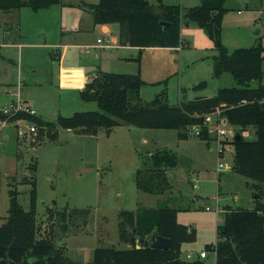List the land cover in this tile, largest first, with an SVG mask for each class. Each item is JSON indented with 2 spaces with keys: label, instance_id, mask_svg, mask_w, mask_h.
I'll list each match as a JSON object with an SVG mask.
<instances>
[{
  "label": "rangeland",
  "instance_id": "374dc122",
  "mask_svg": "<svg viewBox=\"0 0 264 264\" xmlns=\"http://www.w3.org/2000/svg\"><path fill=\"white\" fill-rule=\"evenodd\" d=\"M162 1L182 6L199 2ZM81 3L82 0H60L48 10L21 8L18 15L21 36L16 40L12 34L5 35L6 44L0 47V104L14 98L22 85L20 97L27 99L25 103L34 109V115L46 121L55 122L59 115L69 116L75 111L97 109L94 100L80 98L77 88L69 85L76 69H59L58 60L50 57L48 47L31 45L43 42L44 36H48L46 42L52 41L60 29L62 32L73 27L91 29V12L72 8ZM223 4L227 9L221 21L220 41L227 50L258 43L264 47V0H224ZM5 13L0 11V41ZM65 22L71 23L70 27ZM189 26H182L181 39L188 45L180 50L144 47L138 54L133 53L139 56L135 61L144 81L139 91L142 100L148 101L165 90L168 103L175 105L180 100L213 96L220 87L237 85L227 71L217 76L213 74L216 50L203 28ZM83 36L94 39L96 35ZM74 51L78 54L77 48ZM93 51L79 53V62L88 64L86 58H90ZM123 51L128 54L127 50ZM107 62L115 68L112 70L134 65L126 60L112 61V57ZM262 69L264 72V60ZM201 81L205 84L194 89ZM7 91L13 95H8ZM31 124L35 125V132L20 136L14 124L0 127V223L7 214L9 189L17 193L25 209L29 207V181L33 179L37 220L45 222L50 210L54 213L66 210L65 231L61 228L62 220L55 214L52 221L56 227L52 231L63 247V254L73 264H91L97 246L122 248L129 245L132 227L127 225L123 230L118 224V212L122 209L164 204L176 208L177 222L194 229V240L185 245L198 251L216 238V226L223 218V213L216 211L217 207H253L255 192L251 181L233 170V147L228 143H224L219 155L220 145L216 140H203L190 134L178 138L174 128L124 123L109 130L97 127L92 133L62 126L39 133L36 124L27 119L20 126ZM235 130L246 139L255 138L252 125L243 129L235 126ZM158 148L175 152L177 164L166 169L170 189L162 194H150L137 188L135 171L146 156ZM219 161L224 164L220 173L216 170ZM194 176L196 180L192 179ZM261 191L257 193L264 201ZM206 205L210 208L205 209ZM74 208L75 213L71 212ZM206 253L207 264H214V252Z\"/></svg>",
  "mask_w": 264,
  "mask_h": 264
},
{
  "label": "trees",
  "instance_id": "16d2710c",
  "mask_svg": "<svg viewBox=\"0 0 264 264\" xmlns=\"http://www.w3.org/2000/svg\"><path fill=\"white\" fill-rule=\"evenodd\" d=\"M59 2L0 0V11L7 13L22 6L37 10ZM223 3L224 0H199L195 5L182 6L162 0H155L154 3L150 0H97L95 3H83V6L90 10L95 24H118L120 43L136 46L139 51L144 47L178 46L182 23L203 28L216 50L213 74L217 76L227 71L237 85L220 87L213 96L180 100L171 105L165 90L148 101L141 99L139 91L144 81L139 71L98 70L78 88L80 98L96 102V110L59 115L55 122L27 113L10 119L22 116L35 123L39 133L56 126L92 133L97 127L109 130L125 123L138 127L174 128L178 138H186L190 125L202 124L203 115L219 107L229 123L240 129L250 125L254 127V139L241 135L239 139L223 140L222 143L233 147V170L250 179L254 191L261 189L260 193L264 192V47L258 43L237 47L230 52L227 50L220 41L221 21L227 9ZM134 59L138 61L139 56ZM204 84L201 81L193 88ZM199 138L209 139L204 129ZM176 164L175 152L166 148L154 150L135 171L137 188L150 194H162L169 190L171 184L166 169ZM29 182L27 209L18 201L17 193L8 190L7 214L0 223V264H73L63 254V247L52 231L56 227L52 221L54 214L62 220L61 228L65 231L66 210L55 213L50 210L45 222L37 220L34 210L35 182L33 179ZM260 197L261 194L253 199L252 208L236 206L224 210L222 221L217 225L215 241L204 245L205 251L215 253L214 264H264V201ZM176 211L167 204L120 210L118 224L122 225L121 229L130 225L140 236L155 232L170 239L169 247L97 246L93 250L91 264H207L203 258L181 257L180 245L194 240V231H187L185 225L177 222ZM71 212L75 213L77 209H71Z\"/></svg>",
  "mask_w": 264,
  "mask_h": 264
},
{
  "label": "crops",
  "instance_id": "0c3cea01",
  "mask_svg": "<svg viewBox=\"0 0 264 264\" xmlns=\"http://www.w3.org/2000/svg\"><path fill=\"white\" fill-rule=\"evenodd\" d=\"M96 1L97 0H88V1L82 0L81 4L74 6L72 8L76 7L80 11H84V9H85V10H88L90 12V10L86 6H83V3H95ZM195 4H197V2H193L192 4H189L187 6L195 5ZM22 7H27V6H22ZM22 7L18 8V9H13V10L5 13V15L3 17L4 32L2 33V37H1V41H0V47L3 44H6L5 43L6 41L4 40L6 37L5 35L9 36L10 34H12L13 38L16 40L21 36V34L19 32L20 23L18 21V15L20 14ZM49 8H50V6L47 8H40L37 10H41V9H47L48 10ZM91 16H92V13H91ZM92 22H93V16H92ZM62 23H63V21H62ZM65 23H66L65 24L66 26L70 27L71 23L70 24L67 22H65ZM184 25L187 27H191L189 25H193V24H186V23L181 24V26H180V38H181L182 26H184ZM118 29H119L118 25L116 27H113L112 24H95L93 22L91 29L90 28H78L77 29V27H73V28H70V31H68V32H62V29H60L59 33L56 32V34H58V36L57 37L54 36L52 41L46 42L45 37L48 38V36H44L43 42L37 41L36 43H33L31 45L34 47L36 45L48 47V53H49L50 57L58 60L57 63H58L59 69H60V67H64L67 69H76L75 76L72 77V79L68 83L70 86H74L75 88H77V92H78V88L80 86H82L89 79L90 76L95 75L98 70H100V71H113V72H128L129 71V73L139 71V65L136 63V61L134 59L138 54L139 48L136 46H130L128 44H121L119 41ZM96 32L99 34H96ZM86 33L87 34L95 33L96 36L94 39H92L91 37L83 36ZM99 37L104 39L105 45L104 44L103 45L97 44L96 39ZM11 43H15V42H11ZM25 44H27V43H25ZM183 45H188V44H187L186 40L181 39L180 44L176 47H148V48L157 49V50L166 49V48L171 49L172 48V49L180 50L183 47ZM84 47H87V51H85L83 49ZM76 48L78 49V51H77L78 54L79 53L80 54L90 53L92 50H94L91 53L92 56L90 58H86V61H88V64H85V63L83 64V63L79 62V55L78 54L75 55V51H74V49H76ZM123 50H127L128 54H126L127 52H125ZM136 52H137V54L133 55V53H136ZM74 55H75V57H74ZM109 57H112V61H119L120 62V61L126 60V61L134 62V65L128 66V68L124 69V70H112L115 68H112L110 65H108L109 62H107V60L109 59ZM75 58H78V59H75ZM65 61L68 63L63 64ZM118 69H123V68H118ZM18 80H20V79H18ZM21 88H22V85L19 89H17V92H19V94H20V90H22ZM16 93H15V95H16ZM7 94L11 96V95H13V92L7 91ZM11 99H13V98L10 97V99L7 102H9ZM23 99H24L23 100L24 102L27 101L26 98H23ZM0 105H2V104H0ZM5 137H7V135H5ZM253 205H254V201H253ZM227 207H231V206H226V207H223L221 209L217 207L216 211L223 213ZM181 224H183V223H181ZM183 225H185V224H183ZM185 226L187 227V231H190V230L194 231L193 228H190L187 225H185ZM216 232H217V226H216ZM188 243H191V241H188V242L185 241V242L181 243V245H180L181 255L184 256L185 254L191 252L193 257L196 258L197 253L203 249L196 251L191 245H185ZM209 251H211V250H209ZM206 256H207V253L203 257V259ZM214 261H215V255H214Z\"/></svg>",
  "mask_w": 264,
  "mask_h": 264
},
{
  "label": "built area",
  "instance_id": "2783aa9c",
  "mask_svg": "<svg viewBox=\"0 0 264 264\" xmlns=\"http://www.w3.org/2000/svg\"><path fill=\"white\" fill-rule=\"evenodd\" d=\"M97 44L105 45L104 39L97 38ZM87 51V47L83 48ZM21 84V83H20ZM20 113L27 114H35L34 109L29 107L20 97L19 92L16 93L15 97L11 99L9 102L0 105V127H3L7 124H14L17 130V134L23 135L24 133H33L36 128L34 124L27 125L25 127L20 126V123L24 121V117L18 116L16 119H10L14 115H19ZM205 130L206 135L209 139H214L219 142L220 148L218 150V154L222 155V151L224 149L223 140L233 139L237 131L235 130V125L228 122L226 117L222 113V108L216 107L210 112H207L203 115V123H195L188 127V133L190 135H194L197 138L201 136V133ZM223 162L219 161L216 165V170L220 173L221 168L223 167ZM196 180L197 177L194 176L192 178ZM210 207L207 205L205 209H209ZM206 254L205 250H201L197 253V257L203 258ZM186 259H194L191 252L181 255Z\"/></svg>",
  "mask_w": 264,
  "mask_h": 264
},
{
  "label": "water",
  "instance_id": "95a60500",
  "mask_svg": "<svg viewBox=\"0 0 264 264\" xmlns=\"http://www.w3.org/2000/svg\"><path fill=\"white\" fill-rule=\"evenodd\" d=\"M162 24H166L163 21H160ZM199 98V97H197ZM241 137V134L236 133L233 139H239ZM255 194L253 195L254 198H257L259 194L254 191ZM225 231L224 229L222 230ZM130 243L129 245H135L136 247H152V248H158V249H167L169 247L170 239L161 235L156 234L155 232H149L145 234L144 236H140L135 232V228L132 227L130 230Z\"/></svg>",
  "mask_w": 264,
  "mask_h": 264
}]
</instances>
